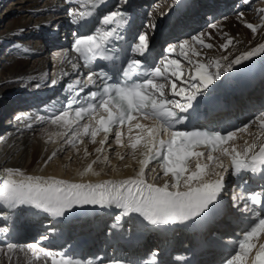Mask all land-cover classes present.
<instances>
[{
    "label": "snow or ice",
    "instance_id": "obj_1",
    "mask_svg": "<svg viewBox=\"0 0 264 264\" xmlns=\"http://www.w3.org/2000/svg\"><path fill=\"white\" fill-rule=\"evenodd\" d=\"M104 2L78 0L79 5H91L92 8ZM243 2L248 3L249 0ZM68 14L77 19L92 15L72 7ZM101 23L115 26L106 30L97 28L92 34L77 36L72 45V50L83 60L84 67L91 68L97 60L109 59L106 55L111 50L108 45L114 38H122L118 29L126 20L121 11H113L106 14ZM145 27L154 28L155 25L150 23ZM246 27L253 33L257 31L252 23H246ZM205 35L211 38L210 33H201L179 43L178 53L177 46H170L166 50L167 55L156 64L128 59L126 67L120 70L124 80L109 83L112 76L104 68L90 70L87 83L95 85L96 90L85 92L84 87H78L82 82L77 77L74 84L68 85L69 92L73 94L66 98V105L50 118L51 125L63 130L52 135L63 137L71 133L66 143L73 147L84 142L81 137H90L92 143H97L96 138L102 134L98 141L100 147L95 149L97 153L104 150L110 134L114 132L116 145L132 149L134 159L138 150L144 157L139 161L141 166L135 177L100 183H73L54 177L24 175L19 169L7 168L0 172V206L8 210L27 207L55 218H66L74 210L86 206L115 209L118 210L114 217L117 222L135 215L159 230L160 226L195 222L197 218L218 211L225 174L229 172L221 157L230 159L232 172L238 178L252 174L264 180V110L255 117L259 123L255 140L250 144L246 141L242 150L237 149L234 141L238 132L247 131L251 121L235 130L187 129L191 114L199 110L201 100L198 98L205 96L206 90L211 91L209 86L220 80L222 72H229L234 66L264 54V43H260L226 64L220 60L205 63L197 59L201 57V51L196 47L213 48V44L205 42ZM137 39L138 42L131 45V51L145 56L149 51V35L147 32L140 33ZM232 44L233 39L228 38L221 47L226 51ZM223 60L227 61L228 57H223ZM72 67L75 69L77 65ZM52 84H56L55 79ZM81 93L84 95L81 96ZM83 121L87 123H81ZM179 125H184V129L178 128ZM124 128L127 129L126 144ZM229 142L233 143L230 145ZM200 149H207V152ZM55 155L53 152L48 156L45 164ZM120 158L123 159V156ZM152 162L157 163L163 176L169 178L162 185L145 178V169ZM92 170V164H89L82 175ZM262 198L264 191L233 195L232 206L241 213L251 215L244 217L248 226L242 230V238L233 242V253L226 256L222 264H264V215L256 207L264 204ZM240 201H244L243 207H240ZM7 215L6 211L0 212V217L5 220ZM117 226L112 225L113 228ZM7 232V228H0V233ZM47 238L40 236L39 239ZM2 250L8 264H95L93 260H78L64 251L47 250L37 243H7ZM97 260L99 264H104L103 260ZM108 264L164 262L158 260V252L154 251L142 261L115 258Z\"/></svg>",
    "mask_w": 264,
    "mask_h": 264
},
{
    "label": "bare ground",
    "instance_id": "obj_2",
    "mask_svg": "<svg viewBox=\"0 0 264 264\" xmlns=\"http://www.w3.org/2000/svg\"><path fill=\"white\" fill-rule=\"evenodd\" d=\"M5 1L10 4L3 7V13L0 14V23L3 22L0 25V168L19 169L24 175L54 177L73 183H96L135 177L141 166L140 151L135 153L134 159L132 149L116 145L112 138L105 144L104 150L97 153L95 149L100 147L98 143L100 138H96L97 143H92L88 137L82 145L71 147L64 138L59 139L60 136L52 135L61 129L51 124L40 125L41 123L36 120L27 121V127L8 126L3 121L4 126L1 123L2 116L13 107V100L9 98L13 92L34 88L46 79V74L49 75L48 69L51 65L52 72L61 73L65 71L67 65L70 66L71 60L65 50H62L60 56L53 62L49 60L50 51L43 43L44 36L47 34V29H55L73 22V17L68 14L70 7L80 9L85 6L79 5L78 0H74L73 6H69L68 2L71 0ZM164 2L167 5L170 0ZM138 3L141 4L148 24L159 23L162 15L161 9H157L160 8L159 5L155 3L153 5V0H137L136 4ZM248 5L255 6L251 13L248 14L244 10L235 11L213 24L216 25L217 30L210 32L209 29L213 28L210 26L209 29H203L195 34L210 33L211 38L208 35L203 38L206 43L213 44L211 49H200L197 45V50L201 51V57L197 59L205 63L210 60H220L226 64L242 52L264 43L263 35L261 41L254 44L256 33L246 27V23L255 25L248 15L258 14L264 19V11H262L264 0H251ZM228 38L233 39V44L225 51L221 45L226 43ZM25 52L33 55L32 61L21 58L20 55ZM225 56L228 57L227 61L223 60ZM224 73H221V77ZM258 132L259 130L256 129L250 130L248 133L252 136L244 135L235 143L237 149L242 150L246 141L249 144L250 140L253 142ZM50 136L52 139H49ZM53 152L56 155L45 164L48 156ZM117 153L120 155L118 156ZM105 156L108 157L107 160L104 159ZM120 156H123V159ZM89 164H92V172L82 175ZM155 172H158L155 168L146 169L145 178L149 182L162 185L165 179ZM0 264H8L3 250H0Z\"/></svg>",
    "mask_w": 264,
    "mask_h": 264
},
{
    "label": "rangeland",
    "instance_id": "obj_3",
    "mask_svg": "<svg viewBox=\"0 0 264 264\" xmlns=\"http://www.w3.org/2000/svg\"><path fill=\"white\" fill-rule=\"evenodd\" d=\"M159 1V5H164V0H158ZM10 4V3H9ZM8 4V1L6 2L5 0H0V14H2L3 13V7H5L6 5H9ZM158 6V5H157ZM157 9H160L159 7L157 8ZM3 16V15H2ZM1 16V17H2ZM6 20V19H5ZM4 20V21H5ZM254 22V21H253ZM3 24V22H1L0 23V25H2ZM210 30V32L212 31V30H217L216 28H212V29H209ZM256 32H258V34L256 33V35L254 36V44H255V42H256V44L258 43V42H260L261 41V39H262V37H263V35H261L263 32H264V25H262V27H260V29L259 28H257V31ZM255 34V33H254ZM3 122V121H2ZM1 122V123H2ZM3 124V123H2ZM4 126H5V124H3Z\"/></svg>",
    "mask_w": 264,
    "mask_h": 264
}]
</instances>
